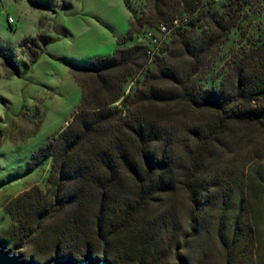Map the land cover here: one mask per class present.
I'll list each match as a JSON object with an SVG mask.
<instances>
[{"label":"trees","instance_id":"16d2710c","mask_svg":"<svg viewBox=\"0 0 264 264\" xmlns=\"http://www.w3.org/2000/svg\"><path fill=\"white\" fill-rule=\"evenodd\" d=\"M44 1L30 0L34 7ZM151 1L112 55L67 62L79 105L26 168L50 161L44 191L32 187L5 211L16 223L14 234L26 241L59 251L68 246L72 254L98 248L104 258L125 264H163L181 247L176 236L185 220L192 231L202 228L201 236L230 264L243 254V237L252 239L248 193L264 202V171L246 184L236 169L240 150L252 141V132H244L264 129V39L247 49L240 43L218 84L205 87L200 74L233 30L240 41L246 38L241 24L250 5L225 0L214 10V0ZM160 26L170 30L164 46L173 45L166 58L162 47L153 55L146 44L122 47ZM30 42L25 68L42 51ZM8 66L21 76L15 63ZM165 229L168 241L160 243L153 230Z\"/></svg>","mask_w":264,"mask_h":264},{"label":"rangeland","instance_id":"374dc122","mask_svg":"<svg viewBox=\"0 0 264 264\" xmlns=\"http://www.w3.org/2000/svg\"><path fill=\"white\" fill-rule=\"evenodd\" d=\"M246 1L250 5L248 20L241 24L248 30L246 38L240 41L239 30H233L213 63L200 74L199 81L205 87L218 84L231 58L240 52V43L247 49L256 39H264V0ZM224 2L214 0L212 9L221 10ZM151 8V0H48V4L44 1L37 7L30 0H0V242L7 250L20 254L22 260L45 264L87 259L125 264L104 258L98 248L90 254L85 250L72 254L68 246L59 251L51 245L37 244L36 240L26 241L14 234L16 223L5 207L34 186L44 191L50 161L43 162L32 172L26 168L31 154L66 126L79 105L80 88L67 62L83 64L96 57L112 55L116 40L125 35L129 22L145 16ZM141 33L122 47L137 43L150 46L146 34L141 36ZM43 38L51 41L44 44ZM169 39H161V58H166L173 48L171 44L164 46ZM24 41L26 43L22 44ZM30 41L38 44L42 51L37 61L27 63L25 68L22 63L28 61L29 48H34ZM9 60L18 66L21 76L12 75ZM132 84L125 85L126 92ZM186 116L190 120L196 118ZM249 132H252V141L236 158V169L244 172L246 184L253 181L256 172L264 171V129L259 127L244 133ZM246 206L252 239L243 237L242 256L232 257L229 263L264 264V202L253 201L248 193ZM202 231V228L196 232L190 230L184 220L176 236V248L181 247L177 251L170 250L163 264H227L224 261L227 254L213 246L207 237H202ZM153 234L160 243L168 241V229L158 233L160 236L156 230ZM199 235L201 239L197 238Z\"/></svg>","mask_w":264,"mask_h":264},{"label":"water","instance_id":"95a60500","mask_svg":"<svg viewBox=\"0 0 264 264\" xmlns=\"http://www.w3.org/2000/svg\"><path fill=\"white\" fill-rule=\"evenodd\" d=\"M0 264H35V263L33 261L22 260L20 254L7 250L5 248V245H3L2 242H0ZM45 264H106V262L100 260L89 261L87 259L77 262L70 259V260H60L55 263L48 262Z\"/></svg>","mask_w":264,"mask_h":264},{"label":"built area","instance_id":"2783aa9c","mask_svg":"<svg viewBox=\"0 0 264 264\" xmlns=\"http://www.w3.org/2000/svg\"><path fill=\"white\" fill-rule=\"evenodd\" d=\"M160 35V37L158 36ZM170 35V30L165 26H160L157 30L151 31L146 35V42L149 43L148 46L149 55H153L161 46V39L166 38Z\"/></svg>","mask_w":264,"mask_h":264}]
</instances>
